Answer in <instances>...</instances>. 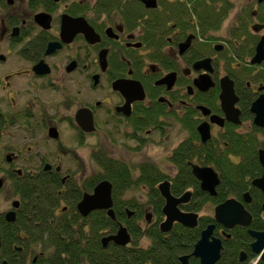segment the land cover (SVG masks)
Here are the masks:
<instances>
[{
  "label": "flooded vegetation",
  "instance_id": "af4514ba",
  "mask_svg": "<svg viewBox=\"0 0 264 264\" xmlns=\"http://www.w3.org/2000/svg\"><path fill=\"white\" fill-rule=\"evenodd\" d=\"M68 18L77 21L65 33L63 25ZM53 42L56 47L48 52ZM226 78L233 83L240 123L230 120L222 107ZM116 81L122 82L126 94L114 89ZM262 94L264 0H156L153 7H148L146 0H0V196L6 194L7 201L0 212L5 222L0 223V250L5 227L20 230L27 241L38 238L37 233L47 230L49 224H70L80 240L86 232L90 242L89 216L104 210L117 220L115 205L126 199L134 203L126 208L129 217L143 206L146 221L142 223H151L155 202L151 204L149 187L138 178L154 165L167 176L157 184L160 195V185L165 181L170 182L172 191L170 176L180 171L175 149L191 136V128L197 130L200 144L212 141L222 146L236 132L246 136L254 133L264 141V127L255 123L252 110ZM202 124L210 130L206 141L199 130ZM174 128L180 134L172 138ZM184 128L185 137L171 146L172 139L183 136ZM169 145L165 164H161L151 150ZM263 149L260 146L258 153ZM187 162L191 167H212L221 183V173L214 165ZM261 166L262 174L257 178L263 175ZM110 171H126L136 181L117 200L111 180L102 179L94 185L99 175ZM105 180L112 184L115 217L109 215V209L83 215L79 203ZM253 181L241 197L227 198L244 204L252 216L251 223L254 216L249 206L264 196ZM45 183L54 184L56 191L48 210L46 201L41 205ZM220 183L214 195L204 191L201 182L200 190L216 197ZM137 188L145 191L147 200L130 195ZM194 191L191 187L179 196L172 193L176 197L190 193L189 203ZM162 198L164 208L166 200ZM209 202L214 208L212 214L194 212L199 214V221L204 215L213 217L209 224H216L214 234L224 246V239L231 238L228 231L242 225L226 228L218 223L215 209L223 202L215 205L208 199L203 206ZM9 212L14 213L13 220L8 219ZM118 224L116 232L103 234V248L117 245L112 240L104 245L105 237L116 234L121 226L128 229L124 221L118 220ZM30 225L33 229H26ZM250 236L255 254L250 263L264 262V251H253L256 238ZM13 245L25 252L21 261L36 262L40 255H46L35 245ZM244 252L246 257L241 260L240 255L241 262L248 259ZM191 253L181 256L189 255L190 260ZM5 262L12 264L3 259Z\"/></svg>",
  "mask_w": 264,
  "mask_h": 264
},
{
  "label": "trees",
  "instance_id": "16d2710c",
  "mask_svg": "<svg viewBox=\"0 0 264 264\" xmlns=\"http://www.w3.org/2000/svg\"><path fill=\"white\" fill-rule=\"evenodd\" d=\"M115 1L116 0H110ZM165 2L166 0H162ZM246 111L248 105L243 102ZM191 136L185 139L175 149V156L180 171L175 176H170L172 182V192L175 195H182L186 189L194 188L193 199L189 203L181 205V208L188 211H200L203 204L211 199L217 205L226 200L230 195L241 197L244 191L251 188L252 181L262 174V166L259 161V147H264V141H260L254 133L249 136L241 132L231 135L230 142L225 145H218L212 141L206 144L199 143V135L195 128H191ZM264 131V130H263ZM232 156H237L236 161ZM211 164L221 173V183L218 187L216 197H210L203 194L200 190V181L192 172L191 163L187 161ZM167 176L156 166L152 165L151 170L145 172L138 182L148 185V195L153 205L154 219L151 223L146 222L145 209L138 207V211L128 216L127 206H133V200H124L116 203L117 220L110 218L106 211L98 210L89 216V224L92 229V240L87 242L86 232L82 239L72 230L70 224L58 227L47 225V230L38 232V238L24 241L20 235V230L11 228L2 229L3 249L0 250V264L3 259L9 260L12 264H181L179 257L185 253H191L194 250L196 242L201 237L202 230L214 219L210 215H204L200 218L199 225L194 228H188L182 224L176 223L170 232H163L160 224L164 220L163 205L164 199L160 195L157 184ZM109 179L114 184V198L122 197L127 189L136 183L133 176L128 172L120 174L110 171L104 176L99 175L94 185L102 180ZM43 188V198L41 205L49 203L55 199V185L45 183ZM264 196L255 200L249 206L250 212L254 216L252 228L263 229L264 218L262 217V202ZM76 215L80 216L78 213ZM118 220L124 221L129 232L132 235L131 243L126 246H117L111 243L108 248L102 247L101 238L105 233H114L118 228ZM5 223L1 221L0 223ZM2 227V224H0ZM17 225V224H16ZM219 227V226H218ZM19 229L20 226L17 225ZM26 229H33V226H26ZM228 232L231 233L230 239H224V251L222 257L216 264H251L255 254L251 252V236L248 229L237 226ZM217 235L223 237L220 231ZM20 235V236H19ZM145 239L146 242L143 240ZM25 242L28 247L35 245L46 255H40L37 261L31 260L29 263L21 261L25 252H19L14 249V243ZM51 250V251H50ZM3 251V253H2ZM242 251L248 253V259L241 262L240 255ZM65 253V254H64ZM190 264H200L199 260L191 256ZM259 264H264L261 261Z\"/></svg>",
  "mask_w": 264,
  "mask_h": 264
},
{
  "label": "water",
  "instance_id": "95a60500",
  "mask_svg": "<svg viewBox=\"0 0 264 264\" xmlns=\"http://www.w3.org/2000/svg\"><path fill=\"white\" fill-rule=\"evenodd\" d=\"M148 7L156 6V0H146ZM43 17V16H41ZM40 19V18H39ZM77 20L68 18L64 21L63 30L68 33L70 26ZM80 21V20H79ZM41 23H44L41 21ZM79 23V22H78ZM56 43H51L48 48V52L55 49ZM260 50L263 49V45L260 46ZM258 61V58L255 59ZM41 64L37 65L35 69L39 71ZM223 93L221 95L222 107L228 115V118L235 123H240L239 114L240 111L235 107L237 98L234 94L233 83L229 78L223 80ZM114 89L120 90L124 94L126 91L122 82L116 81L114 84ZM141 90H143L141 88ZM144 94V91L143 93ZM253 112H255V123L261 127H264V94H262L252 106ZM200 133L202 134L203 141L210 138V130L204 124L199 126ZM260 161L264 168V149L259 152ZM193 173L195 177L201 182V187L204 191L210 194H216V187L220 183V178L218 173L208 166H200L198 164H193ZM253 184L261 189L264 193V171L263 175L256 178ZM160 191L162 196L166 200V204L163 208V212L166 216L165 221L160 225V229L163 232H168L172 229L174 223L178 222L186 227L194 228L199 224V214L194 211H184L181 209L182 204L188 202L191 194L186 193L181 197H176L170 188V182L165 181L160 185ZM112 184L109 181H102L97 185L93 194H86L82 201L79 203V210L83 215H88L91 211L97 209H109V215L115 217L114 210L112 208ZM246 197L248 194L246 193ZM9 220L14 219V213L9 212L7 214ZM216 221L226 228H233L236 225L248 226L251 223L252 216L245 208L244 204L235 198H229L223 203L217 205L215 209ZM150 219V216H148ZM216 224H209L201 232V237L196 242L194 251L192 255L201 261V264H216V262L221 258L223 251V242L220 237L215 236L214 231ZM250 234L256 238L252 243L253 251L256 254H261L264 251V231H256L251 229ZM114 241L117 245L126 246L131 240V234L128 229L121 226L119 231L111 235L110 237L104 238V245H107L109 241ZM1 246V239H0ZM245 252L241 253V260L245 258ZM264 258V254H263ZM182 264H189V255H183L180 257ZM8 264V263H4Z\"/></svg>",
  "mask_w": 264,
  "mask_h": 264
},
{
  "label": "rangeland",
  "instance_id": "374dc122",
  "mask_svg": "<svg viewBox=\"0 0 264 264\" xmlns=\"http://www.w3.org/2000/svg\"><path fill=\"white\" fill-rule=\"evenodd\" d=\"M55 96H57V94H56ZM186 133H187V130H186V128H184L183 136H181L179 139H172V138L175 136V134H180V132H178V131L176 130V128H174V130H173V132H172L173 136L171 135V137H172V138H171V139H172V140H171V146H175V145L177 144V141H180L183 137H185ZM176 136H177V135H176ZM96 141H97V138H94V139H93V142L95 143ZM168 148H170V145L164 147L163 149H161V148H159L158 150H154V149H152V150H151V153L157 155V161H158V162H160L161 164H165L164 157H165V155L167 154L166 151L168 150ZM146 152L149 153V149H146ZM131 192H132V193H131L130 195H134V197H137V198L140 199V200H143V199L148 198V197L146 196V194H145V191L142 190L141 188H137L136 190H132ZM5 196H6V194H3L2 196H0V212L3 211V210L6 208V206H7V201L5 200ZM145 197H146V198H145ZM146 200H147V199H146ZM213 209H214V208H213L212 203L209 202V203H206V204L203 206V208L199 211V213H200V214H206V213H207V214H212V213L214 212ZM149 212H151V211L149 210Z\"/></svg>",
  "mask_w": 264,
  "mask_h": 264
},
{
  "label": "bare ground",
  "instance_id": "6f19581e",
  "mask_svg": "<svg viewBox=\"0 0 264 264\" xmlns=\"http://www.w3.org/2000/svg\"><path fill=\"white\" fill-rule=\"evenodd\" d=\"M242 227H245V228H247L249 231L251 230V227H252V223H250L248 226H242ZM194 251V250H193ZM191 255H192V253H191ZM193 257H195L194 255H192ZM196 258V257H195ZM196 259H198V258H196ZM199 260V259H198ZM199 263L201 264V261L199 260ZM189 264H190V262H189Z\"/></svg>",
  "mask_w": 264,
  "mask_h": 264
}]
</instances>
